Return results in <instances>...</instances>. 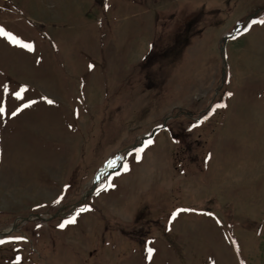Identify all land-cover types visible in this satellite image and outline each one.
<instances>
[{
    "label": "rangeland",
    "instance_id": "rangeland-1",
    "mask_svg": "<svg viewBox=\"0 0 264 264\" xmlns=\"http://www.w3.org/2000/svg\"><path fill=\"white\" fill-rule=\"evenodd\" d=\"M261 20L264 0H0L35 49L0 38V264H264Z\"/></svg>",
    "mask_w": 264,
    "mask_h": 264
},
{
    "label": "snow or ice",
    "instance_id": "snow-or-ice-1",
    "mask_svg": "<svg viewBox=\"0 0 264 264\" xmlns=\"http://www.w3.org/2000/svg\"><path fill=\"white\" fill-rule=\"evenodd\" d=\"M254 23H260V24H264V20H261V21H258V22H254ZM247 30V29H246ZM0 38H3L5 40L8 41V43L12 44L13 46H16V47H19L21 49H25L27 50L28 52H33L35 49H34V45L32 44H29V43H26L24 42L23 40L19 39L18 37H16L14 34H12L11 32H8L6 29H4L3 27H0ZM9 90L8 88L5 86L4 87V92L7 93ZM27 89L26 88H22L19 92H17L15 94V98L17 100H23L24 99V96H23V93L26 92ZM48 104H52L53 101L52 100H47L46 101ZM35 101H33L32 103L30 104H24L22 108H19L17 109L15 112H12L11 115L13 117L17 116L20 112L24 111L25 109L27 108H30L32 107V104H34ZM217 108H223V107H226V105H217L216 106ZM7 114V109L6 107H3V106H0V115H6ZM195 127V125L193 126ZM152 144V141L151 140H147L145 141V145L144 147L142 148H139L136 150V153H135V160L137 162H140L142 160V154L144 153L145 151V148H147L149 145ZM120 165H117V163L115 161H111L109 162V165L108 167L110 168H116ZM123 167V171L125 173L129 172L131 169L130 167L128 166V164H123L122 165ZM120 173H117V175H119ZM115 185L114 184H111L109 183L108 185H106L104 188L102 189H99L97 191V195H99L100 191H107L109 189H112L114 188ZM60 199H63V197H61ZM60 199H58L56 201V203H59L60 202ZM92 209L90 208H81L79 209V211L76 213V215H74L71 219H68L66 220L63 224L60 225V227L63 229L65 228L67 225H72V224H75L77 222V216L80 215V213L82 212H87V211H91ZM191 211H194V210H191V209H181L180 212H191ZM180 212L176 213L173 215L172 219H175L176 216H178L180 214ZM19 239H22V238H19ZM0 243H4V241H0ZM153 254H154V249L152 248H149L147 250V258L149 261L152 260L153 258Z\"/></svg>",
    "mask_w": 264,
    "mask_h": 264
}]
</instances>
